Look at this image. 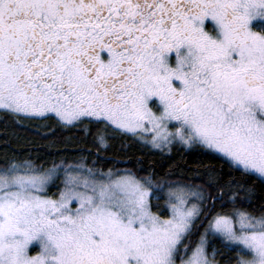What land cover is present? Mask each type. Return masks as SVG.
Segmentation results:
<instances>
[{"label": "snow or ice", "instance_id": "6c2138e0", "mask_svg": "<svg viewBox=\"0 0 264 264\" xmlns=\"http://www.w3.org/2000/svg\"><path fill=\"white\" fill-rule=\"evenodd\" d=\"M254 21L264 0H0L5 142L26 121H53L161 151L197 145L226 168H209L205 187L5 160L0 264H217V241L235 253L226 264H264V24Z\"/></svg>", "mask_w": 264, "mask_h": 264}, {"label": "trees", "instance_id": "16d2710c", "mask_svg": "<svg viewBox=\"0 0 264 264\" xmlns=\"http://www.w3.org/2000/svg\"><path fill=\"white\" fill-rule=\"evenodd\" d=\"M45 123L50 127H37ZM25 124L26 126L16 129L15 136L8 137L7 142L3 129L0 128V167L4 166L5 160L13 163L31 160L34 165L43 168L62 161L72 164L82 162L88 168L94 167L103 172L130 171L139 177H151L154 180L163 177L164 180L205 187L204 181L211 175L209 168L226 171L222 167V161L211 158L197 145L187 147L176 144L168 152H159L141 146L130 136L115 134L107 136L106 145L102 148L94 127L86 133L83 129H58L53 121H26ZM51 129H56L54 134ZM160 182L163 183V180ZM251 183L257 187L259 185L257 180ZM259 195L260 191L255 194L257 197ZM227 199L226 197L225 200ZM217 249L223 253L215 258L218 264H226V255L235 257V253H228L223 247ZM232 264H235V259Z\"/></svg>", "mask_w": 264, "mask_h": 264}, {"label": "rangeland", "instance_id": "374dc122", "mask_svg": "<svg viewBox=\"0 0 264 264\" xmlns=\"http://www.w3.org/2000/svg\"><path fill=\"white\" fill-rule=\"evenodd\" d=\"M254 24L255 25H257L256 27H254V29L253 30H259V26L260 25H262V24H264V21H254ZM146 138H148V139H150V136H146ZM136 140V139H135ZM97 141L99 142V139H97ZM106 138H104V143L103 144H101L100 142H99V144L101 145V147L102 148H104L105 147V145H106ZM138 143H140L141 144V146H143V147H146V148H149V149H151V150H154V151H159V152H168L171 148H172V146L173 145H182V144H179V143H173V144H171V145H168V146H166L164 149H163V151H161L160 149H156V148H153L150 144H143V143H141V142H138ZM182 146H185V145H182ZM63 163H65V161H62V162H59V164H54V166H51V167H45L44 169H50V168H53V167H55L56 165V167H64V166H66V165H69V164H72V163H65V164H63ZM80 163V162H79ZM72 165H75V164H72ZM110 171V170H109ZM109 171H107V172H109ZM112 172H116V171H114V170H111ZM107 172H105V173H107ZM120 172H123V171H120ZM61 179H62V176H61V178L60 179H57L56 181H55V183L57 184V185H61ZM62 186V185H61ZM52 192H55V191H57V188L56 187H52ZM167 192V189H165V193ZM161 203L159 204L160 206H163L164 205V203H165V200H164V198H162L161 200ZM212 247L213 248H218V247H223V245L219 242V241H217L215 244H213L212 245ZM209 253H210V256H209V258H211V249H209ZM31 254H36V250L35 249H33V251L31 252ZM216 262H217V260H216ZM217 264H218V262H217Z\"/></svg>", "mask_w": 264, "mask_h": 264}, {"label": "flooded vegetation", "instance_id": "af4514ba", "mask_svg": "<svg viewBox=\"0 0 264 264\" xmlns=\"http://www.w3.org/2000/svg\"><path fill=\"white\" fill-rule=\"evenodd\" d=\"M94 128H96V127H94ZM96 132H97V137H99V135H102L104 138H107V136H114L115 135V133H112L111 131H107V132H105L102 128H100V129H97L96 128V130H95ZM87 133V132H86ZM117 135V134H116Z\"/></svg>", "mask_w": 264, "mask_h": 264}]
</instances>
